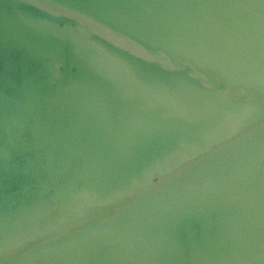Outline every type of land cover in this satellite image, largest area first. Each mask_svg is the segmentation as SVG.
Returning a JSON list of instances; mask_svg holds the SVG:
<instances>
[{"label":"water","instance_id":"obj_1","mask_svg":"<svg viewBox=\"0 0 264 264\" xmlns=\"http://www.w3.org/2000/svg\"><path fill=\"white\" fill-rule=\"evenodd\" d=\"M0 264H264V0H0Z\"/></svg>","mask_w":264,"mask_h":264}]
</instances>
